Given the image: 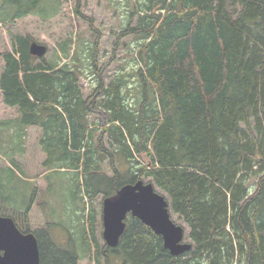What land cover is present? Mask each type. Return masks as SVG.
Instances as JSON below:
<instances>
[{
	"label": "trees",
	"instance_id": "obj_1",
	"mask_svg": "<svg viewBox=\"0 0 264 264\" xmlns=\"http://www.w3.org/2000/svg\"><path fill=\"white\" fill-rule=\"evenodd\" d=\"M41 2L0 0V23L56 14V5L47 12L52 7ZM79 5L76 0L81 18ZM125 5L130 20L114 45L132 37L133 60L140 65L128 79L121 75L107 86L96 79L94 95L86 100L81 71L71 63L77 60L76 39L58 45L68 60L63 63L56 52L52 62L32 56L29 36L11 37L12 53L3 55L0 76L3 103L18 113L8 127L15 126L11 133L20 140L23 128L41 129L44 167L71 170L81 203L83 197L104 200L149 179L168 198L170 213L187 226L192 247L174 257L161 236L128 215L116 247L99 253L90 207L89 228L64 245L55 244L46 229L32 233L39 264H77L78 251H89L90 242L96 264H264V0H125ZM97 44L84 51L90 77ZM132 76L133 96H121ZM97 107L108 111V126L98 136L86 120ZM102 154L110 156L111 176L98 175ZM34 196L35 189L23 208L25 231L16 226L23 234L29 233Z\"/></svg>",
	"mask_w": 264,
	"mask_h": 264
},
{
	"label": "rangeland",
	"instance_id": "obj_2",
	"mask_svg": "<svg viewBox=\"0 0 264 264\" xmlns=\"http://www.w3.org/2000/svg\"><path fill=\"white\" fill-rule=\"evenodd\" d=\"M57 2L58 4H54V0H42V7H52L47 9V12H51L56 5V14L49 18L43 15H28L18 20L0 23V76L4 69L2 57L5 53H12L11 37L17 35L29 36L32 42L45 46V55L39 59L43 58L47 62H52L55 52L63 63L68 62L60 56L57 47L68 39L76 41L74 44L78 51L77 60L71 63L78 66L81 71L79 86L84 100L94 95L96 79L101 78L106 86L121 75L124 79H128L127 74H133V70L140 65L138 62L135 64L133 60L136 54V42L128 36L120 39L118 46L114 45L118 35L130 20L128 12L131 8L125 5V0H80L81 18L75 13L76 0H57ZM135 23L136 17H133L129 25L134 26ZM89 24L93 26L96 33L89 30ZM95 40L98 41L95 55L97 67L95 75L90 77L88 66L91 60L84 61L83 57L86 56L85 49L92 47ZM130 81L128 89H123L124 92L120 91L121 96L129 98L133 96L132 88L136 86L133 76ZM100 99L101 97L97 98V100ZM17 117L15 108L4 105L0 90V215L11 217L16 226L21 231H25L23 208L35 189L33 203L27 215L29 233L46 229L50 232L55 244L64 245L72 238H79L82 229L89 228L88 218L91 207L95 214L94 239L100 253L106 246L102 238V195L96 196L91 202L83 197L81 203L75 175L71 170L67 168L66 170L58 168L50 170L44 167L46 156L39 144L42 136L41 129L35 126L23 128L22 140L17 132L12 134L16 131L15 126L8 127V122L10 125H15ZM86 120L90 127L98 129L97 136L103 134L101 130L108 126V111L97 107L86 116ZM104 137L106 138L105 135ZM105 143L108 145L107 142ZM104 149L111 156H115L113 148L104 146ZM102 158L101 171L98 175L111 176L112 173L107 165L110 156L102 154ZM140 160L146 161L144 158ZM134 165H136L135 162ZM128 167H131V164ZM149 181V179H143L144 183ZM7 189L8 194L1 192ZM155 190L164 196L158 189L155 188ZM165 198L168 201L166 196ZM83 207L85 209L82 211ZM170 214L174 223L184 228V241L189 243L187 226L179 221L176 215ZM78 241L79 239L74 243L78 244ZM90 247L86 253L78 251L77 264H96L95 248L91 242Z\"/></svg>",
	"mask_w": 264,
	"mask_h": 264
},
{
	"label": "water",
	"instance_id": "obj_3",
	"mask_svg": "<svg viewBox=\"0 0 264 264\" xmlns=\"http://www.w3.org/2000/svg\"><path fill=\"white\" fill-rule=\"evenodd\" d=\"M29 51L32 56L40 58L45 55L46 48L32 43ZM128 214L161 236L164 248L172 256H179L191 248L184 242V228L171 219L166 199L151 183L142 181L125 185L115 195L103 200L102 238L108 248L116 247ZM0 264H39L35 237L30 233H20L10 218L1 216Z\"/></svg>",
	"mask_w": 264,
	"mask_h": 264
},
{
	"label": "bare ground",
	"instance_id": "obj_4",
	"mask_svg": "<svg viewBox=\"0 0 264 264\" xmlns=\"http://www.w3.org/2000/svg\"><path fill=\"white\" fill-rule=\"evenodd\" d=\"M90 44V43H89ZM185 239V238H184ZM163 241V240H162ZM185 242V241H184ZM185 243H188V242H185ZM188 244H190L191 245V247H192V244L189 242ZM191 249V248H190ZM189 249V250H190ZM187 252V251H186ZM183 254V253H182ZM175 257V256H174Z\"/></svg>",
	"mask_w": 264,
	"mask_h": 264
}]
</instances>
